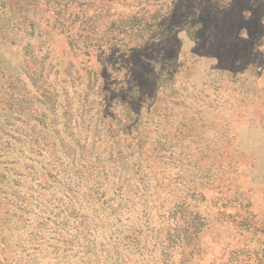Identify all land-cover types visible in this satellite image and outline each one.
Here are the masks:
<instances>
[{
	"label": "rangeland",
	"instance_id": "rangeland-1",
	"mask_svg": "<svg viewBox=\"0 0 264 264\" xmlns=\"http://www.w3.org/2000/svg\"><path fill=\"white\" fill-rule=\"evenodd\" d=\"M0 264H264V0H0Z\"/></svg>",
	"mask_w": 264,
	"mask_h": 264
}]
</instances>
